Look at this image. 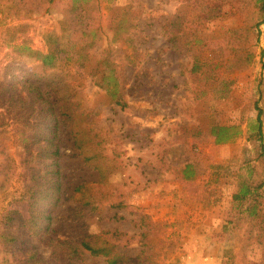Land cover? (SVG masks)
Returning a JSON list of instances; mask_svg holds the SVG:
<instances>
[{"label": "rangeland", "instance_id": "374dc122", "mask_svg": "<svg viewBox=\"0 0 264 264\" xmlns=\"http://www.w3.org/2000/svg\"><path fill=\"white\" fill-rule=\"evenodd\" d=\"M259 15L256 0H0V81H68L87 122H73L85 126L83 153L60 125L66 193L42 235L27 222L26 126L0 104V264H33L32 253L46 264H107L87 251L61 257L58 239L84 235L116 245L125 264H264ZM52 33L76 43L53 66L34 53L53 46ZM218 125L227 141L212 134ZM249 173L263 184L257 218L232 196Z\"/></svg>", "mask_w": 264, "mask_h": 264}, {"label": "trees", "instance_id": "16d2710c", "mask_svg": "<svg viewBox=\"0 0 264 264\" xmlns=\"http://www.w3.org/2000/svg\"><path fill=\"white\" fill-rule=\"evenodd\" d=\"M256 6L260 13L259 19L255 22V25L258 26L264 21V0H256ZM49 35L53 36V46H50L46 53L34 51L40 57L42 63L53 66L61 60L58 56L60 52L66 53L65 60L71 58L70 53L75 48L76 43L74 45L72 40H68L66 48V44L60 41L61 35L54 33ZM56 42L57 45H54ZM89 45H91V42H89ZM76 55L77 58H81L85 54L79 48ZM198 66L199 60L197 57L193 61V68L195 69ZM99 73L100 70L96 66L92 74L97 75ZM27 75L28 77H22L21 79L15 77L20 86L15 83L0 81V104L5 105L4 110L7 111L8 117L13 118L19 126L22 124L26 126V129H18L19 136L22 141L27 143L25 147L29 159L35 160L34 165L28 168L31 173V185L27 187L26 199L30 205L31 213L27 222L34 225L38 231L40 229L39 232L42 235H46L50 234L52 230L50 221L53 210L63 200L66 193V188L63 187L61 179L59 163L61 152L55 142L60 125L68 128L74 146L79 148L80 151L82 144L86 141L84 137V135L86 136L85 126L83 124L81 128L76 129L73 122L78 117L82 122H87L86 117H81L82 112L79 111V104L72 99L75 92L68 81L58 78L59 86L51 87L49 82L44 84L41 75L33 73ZM112 78L113 75L111 74L107 76L108 80ZM101 80L103 81V71L101 72ZM255 107L257 109V128L260 134V114L262 110L257 104ZM228 130V127L222 125L211 128L217 142L227 141L231 137L227 133ZM96 143L98 144V141ZM80 153H83L82 150ZM87 158L88 156H84V159ZM96 168L101 171L99 166ZM250 175L251 173L239 180L237 189L232 196L234 200L239 202L249 201L248 215L251 218H257L259 216L257 211L258 191L263 184H254L253 180H250ZM184 176L190 177L191 170L185 169ZM71 239L66 237L58 239V245H61L59 250L61 257L71 258L87 251L92 256L105 257L107 264H125L130 261V257L118 251L116 245L106 240L99 242L96 235H84L80 240L75 241ZM28 259L33 261V264H46L36 253H32Z\"/></svg>", "mask_w": 264, "mask_h": 264}]
</instances>
